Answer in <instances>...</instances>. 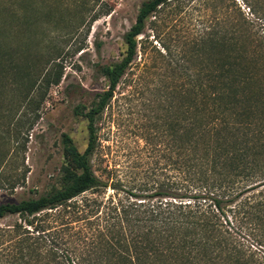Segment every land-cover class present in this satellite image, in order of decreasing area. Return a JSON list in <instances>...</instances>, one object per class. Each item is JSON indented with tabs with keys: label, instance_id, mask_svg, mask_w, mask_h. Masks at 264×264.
<instances>
[{
	"label": "trees",
	"instance_id": "16d2710c",
	"mask_svg": "<svg viewBox=\"0 0 264 264\" xmlns=\"http://www.w3.org/2000/svg\"><path fill=\"white\" fill-rule=\"evenodd\" d=\"M33 1L17 0L11 11L0 6V22L7 11L14 30L32 33ZM214 2L203 0L211 10L207 33L189 38L187 50L161 54L172 81L162 180L127 189L93 166L96 125L137 58L138 38L172 3L147 0L124 36L123 58L97 66L108 90L90 108L74 109L88 121L85 152L64 135L60 186L0 204V219L19 218L0 226V264H264V0L249 2L251 17ZM7 32L0 25V110L22 104L38 118L63 71L20 60L4 42Z\"/></svg>",
	"mask_w": 264,
	"mask_h": 264
},
{
	"label": "rangeland",
	"instance_id": "374dc122",
	"mask_svg": "<svg viewBox=\"0 0 264 264\" xmlns=\"http://www.w3.org/2000/svg\"><path fill=\"white\" fill-rule=\"evenodd\" d=\"M145 1L34 0L27 14L31 13L35 26L32 33L14 30L15 23L6 11L0 25L10 28L4 38L10 50L15 47L20 60L28 57L37 61L39 70H50L58 63L64 75L48 94L38 118L22 104L10 109L4 104L0 110V204L37 199L60 186L64 135L85 152L88 121L77 117L74 109L79 105L90 108L97 94L108 90L97 66L123 58L124 36ZM170 1L138 38L137 58L96 125L93 166L105 180L110 175L111 181L127 189L145 183L151 186L152 179L162 180L160 168L166 163L162 156L167 152V139L161 125L168 114L167 88L172 81L161 54H168V49L173 53L187 50L189 38L207 33L211 25V10L203 6V0ZM249 2L215 0L214 4L222 8L231 4L251 17ZM0 6L11 11L18 3L0 0ZM187 65L194 68L196 63ZM11 95L4 97L16 102L18 98ZM31 123L33 130L28 132ZM113 193L109 190L107 195ZM18 220L17 216L0 219V226L15 225Z\"/></svg>",
	"mask_w": 264,
	"mask_h": 264
}]
</instances>
